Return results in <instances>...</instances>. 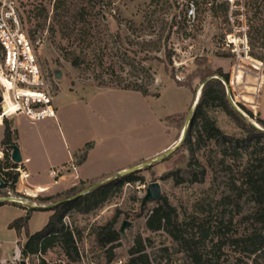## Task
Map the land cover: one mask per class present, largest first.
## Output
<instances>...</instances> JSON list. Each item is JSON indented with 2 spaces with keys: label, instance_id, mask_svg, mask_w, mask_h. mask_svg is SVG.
Here are the masks:
<instances>
[{
  "label": "rangeland",
  "instance_id": "374dc122",
  "mask_svg": "<svg viewBox=\"0 0 264 264\" xmlns=\"http://www.w3.org/2000/svg\"><path fill=\"white\" fill-rule=\"evenodd\" d=\"M16 1L24 30L46 80L47 94L52 97L56 117L53 123L57 122L60 130H68L75 137L89 138L90 148L92 137L102 136L97 153L110 152L105 167L140 160L132 171L141 177L139 181L124 183L98 208L86 214L71 212L65 216L63 222L72 231L73 244L59 238L43 253L25 254L26 264H103L108 256L130 259L136 255L130 249L138 247L139 241L143 248L140 252L147 255L148 264L178 261L195 264L181 240L174 239L165 230L146 228V219L158 201L142 204V198L148 184L154 181L160 185L162 198L175 208L180 231L194 238L203 259H217L223 264H264L261 254L247 258L245 252L237 251L226 240L247 234L255 227L249 217L251 210L246 195L239 200L232 189L231 178L238 177L241 169L238 161L226 159L228 169L219 162L218 148L211 143L196 153L198 164L205 168L203 181L189 182L185 172L189 156L178 146L153 158L145 157L172 137L181 136L183 128L188 127L193 114L190 110L195 106L194 102L190 104L202 84L197 74L191 77L198 69L211 72L221 69L226 73L229 101L251 123L259 126L256 119H264V0H246L249 50L244 53L240 43L238 57L230 52L233 45L227 46L225 41L230 31L225 2L198 0L197 22L188 26L176 18L182 11L174 0ZM167 51L171 52L170 63L165 57ZM246 55L259 60L261 65L253 66L243 58ZM71 57L78 58L77 66L68 60ZM176 76H180L181 81H189L191 90L177 86L173 80ZM128 83L145 86L149 94L135 90L108 91L121 90L117 86ZM240 105L251 111L252 117ZM210 115L224 133L242 135L224 112L211 110ZM19 116L21 122L15 130L14 122ZM168 116L174 117V122L166 119ZM29 121L22 114L7 121L15 142L18 133L31 135L40 130L57 144L48 118L38 119L34 124ZM75 155L72 154L73 164L80 160ZM42 166L40 179L50 183ZM176 168L181 169L182 180L161 178L164 172ZM115 175L83 184L78 182L75 187L85 188L83 193H86V188L94 183L111 180ZM64 190L49 195L44 191L34 199L39 203L42 202L39 197L51 196L49 201H44L45 207L33 210L27 222L29 233L45 225L50 214L46 208L60 199ZM228 196L232 202H227ZM19 209L22 210L15 205L0 206V259L13 253L14 233L4 224L13 216L17 217ZM113 219L117 239L101 244L96 238L99 227ZM123 220L129 221L130 226L121 233ZM201 225L208 228L206 237L201 236ZM223 231H226L224 236ZM21 233L18 244L24 245L26 237L24 231ZM223 241L226 244L219 248Z\"/></svg>",
  "mask_w": 264,
  "mask_h": 264
},
{
  "label": "trees",
  "instance_id": "16d2710c",
  "mask_svg": "<svg viewBox=\"0 0 264 264\" xmlns=\"http://www.w3.org/2000/svg\"><path fill=\"white\" fill-rule=\"evenodd\" d=\"M165 57L169 63L171 62V52H165ZM147 57H144L146 59ZM245 58L253 66L258 68L261 65L259 60H256L248 55ZM70 60L73 66L79 64L77 57H71ZM141 70L145 71L144 67ZM147 70V69H146ZM197 74V75H196ZM199 76L202 81V87L199 99L194 106L192 117L190 118L188 127L186 128L183 138L180 140L178 147L188 153L189 160L187 163L186 174L189 176V182H202L205 175V168L198 164L196 153L204 146L213 144L218 148L220 159L219 162L230 169V165H225L226 159L238 161L241 169L239 176L231 178L232 189L236 191L237 199L246 195V202L250 204L249 217L252 219L254 229L243 235L230 236L226 240L231 245H234L239 252H245L247 258L251 255L259 253L263 256L264 261V119L257 118L256 121L259 127L251 123L246 116H243L229 101L225 82L228 81V75L223 73L221 69L213 72L198 69L196 73L191 75ZM177 86H185L191 90L190 82L174 79ZM120 84V83H119ZM123 90H135L143 95H148V89L140 84L128 83L117 86ZM192 93H194L192 91ZM194 96V95H193ZM194 98V97H193ZM241 109L252 117V112L240 105ZM211 110H220L224 112L237 128L241 131V136H235L224 133L217 125L215 119L210 115ZM169 121L174 122V117H166ZM1 143L6 146L16 144L12 138V130L9 123L6 121L3 129ZM91 143L87 142L83 147V152L80 159L82 160L86 151L90 148ZM180 168L170 169L161 175L162 179L174 178L179 182ZM16 180V176L14 177ZM141 180V177L136 175L134 171H130L121 175L116 174L111 180L101 182L99 185L92 187L77 189L74 185L62 194V197L56 200L50 207L46 208L51 213L48 216L46 224L38 231L29 233L27 222L32 209L27 211L23 216L15 218L8 224V228H13L17 237L21 232L25 233V243L22 245L23 256L27 253H43L47 248L54 245L59 238H63L66 244H73L72 231L64 225L63 218L71 212L86 214L99 206H101L110 197L114 196L124 183H131ZM237 180V181H236ZM238 182V183H237ZM79 183H85L79 181ZM62 193V192H61ZM227 202H232L230 197H226ZM40 201H49L51 196L39 197ZM236 205L238 207V201ZM39 209V208H37ZM114 219L109 221L104 226L99 227L96 234L97 241L101 244H107L117 239V231L112 228ZM146 228L151 231L165 230L174 239L181 240L186 250L190 252L195 264H223L217 259H203L198 252L196 241L193 237H186L180 230L178 217L175 208L167 201L166 198L159 200L151 210V213L146 219ZM199 231L202 237L208 235V228L203 225L199 226ZM226 231L221 233L225 235ZM226 244L225 241L220 242L219 248ZM142 244L139 241L138 247H132L130 252L136 254L129 259V264H148L147 255L142 253ZM111 256L107 257L110 260Z\"/></svg>",
  "mask_w": 264,
  "mask_h": 264
},
{
  "label": "built area",
  "instance_id": "2783aa9c",
  "mask_svg": "<svg viewBox=\"0 0 264 264\" xmlns=\"http://www.w3.org/2000/svg\"><path fill=\"white\" fill-rule=\"evenodd\" d=\"M182 11L177 15L188 26L198 19V0H174ZM226 3V20L230 31L226 33V45L232 44L230 52L239 56L242 50H249L247 37L246 0H215L216 4ZM211 5L210 2L207 3ZM176 19V20H177ZM181 80L180 76H176ZM46 80L42 74L30 39L24 30L16 0H0V129L12 116L22 114L34 122L43 118H55L52 97L46 91ZM3 133L0 131V134ZM2 137V136H1ZM0 137V206L15 205L25 213L30 209L43 208L44 202H35L40 190L31 195L23 185L27 174L24 160L13 162L12 148L1 143ZM14 141V140H13ZM64 165L50 168L48 175L58 179L63 175ZM16 176V180L14 177ZM14 242L13 253L0 259V264H19L24 260L22 245ZM103 264H129V257L117 256ZM175 264H182L180 261Z\"/></svg>",
  "mask_w": 264,
  "mask_h": 264
},
{
  "label": "crops",
  "instance_id": "0c3cea01",
  "mask_svg": "<svg viewBox=\"0 0 264 264\" xmlns=\"http://www.w3.org/2000/svg\"><path fill=\"white\" fill-rule=\"evenodd\" d=\"M108 91L129 92V90L123 89ZM193 102L194 101L192 98L190 106H192ZM20 117L21 116L15 119V130L17 125L21 122ZM52 119L55 120L56 117L48 118V120H50V126L53 127L51 128L54 131L52 132L53 135L57 136V144H54L52 139L43 136L40 130H37L31 135H20L18 133L16 136V144L19 147L22 160H24L25 170L27 174L26 179H24L23 185L20 186L24 187L26 185L29 188L27 189V191L31 195H34V190L36 189L40 190V194H43L44 191L47 192L48 195L54 194L55 192H60L77 184L79 181L90 182L102 177H106L107 175H110L112 173L117 174L122 171L134 169L140 162V160H137L136 162H132V164L122 163L110 168H106V164L104 163L106 160V156L110 152L102 153L101 151H98L97 153L98 144L102 136L99 137L96 134L92 137L94 138L93 146L86 151L84 158L81 160L80 157L83 152V147L87 142H89V138L80 139L79 137L73 136L72 133L68 130H60V126L57 124V122L54 124ZM29 122L33 124L35 123L32 121ZM179 137L180 134L177 136V138L172 137L164 146L155 149L150 154H145V157L153 158L163 152H166L179 142ZM49 140H51V142ZM74 153H76L75 156H79L80 159L79 163L77 164H73L72 154L74 155ZM42 164L47 171V175L50 168L64 165L63 175L58 179H53L49 175L47 176L45 172V175L47 176V179L50 181V183L44 182L45 180H43V178L42 180L40 179V166H42ZM19 211L20 212L17 214V217L23 216L25 214L23 210L19 209ZM48 211L51 213L50 210ZM33 213L34 212L32 211L28 221H30ZM17 217L13 216V218L7 221L4 226H6V224H9ZM9 229L14 233L13 242L18 241L19 239L15 233V230L13 228Z\"/></svg>",
  "mask_w": 264,
  "mask_h": 264
},
{
  "label": "water",
  "instance_id": "95a60500",
  "mask_svg": "<svg viewBox=\"0 0 264 264\" xmlns=\"http://www.w3.org/2000/svg\"><path fill=\"white\" fill-rule=\"evenodd\" d=\"M57 77H59V73H57ZM201 87H202V84H201ZM0 100H1V98H0ZM193 110H194V107L190 110V113H193ZM240 113L243 116H245V114L243 112L240 111ZM188 122H189V120H188ZM255 126L261 129V127H259L257 125H255ZM184 132H185V128H183V130H182L179 142L183 138ZM179 142L175 146H178ZM11 148H12V152H11L12 161L15 163L20 162L21 161V154H20L19 147L17 146V144H12ZM132 170L133 169L127 170V171H122V172H119L117 174L121 175V174H124V173L132 171ZM99 184H100V182L94 183L92 185V187H95ZM161 199H162V195H161L159 183L156 181L149 183L147 188H146V193H145L144 197L142 198V204H144L148 201H159ZM128 226H130V222L127 220H123L121 225H120V232L123 233L124 229ZM19 264H26V262L24 260H21Z\"/></svg>",
  "mask_w": 264,
  "mask_h": 264
},
{
  "label": "bare ground",
  "instance_id": "6f19581e",
  "mask_svg": "<svg viewBox=\"0 0 264 264\" xmlns=\"http://www.w3.org/2000/svg\"><path fill=\"white\" fill-rule=\"evenodd\" d=\"M200 92H201V86H200V89L197 90V93L195 94V99H194V103L196 104L198 99H199V96H200ZM197 97V98H196ZM256 125V124H255Z\"/></svg>",
  "mask_w": 264,
  "mask_h": 264
}]
</instances>
